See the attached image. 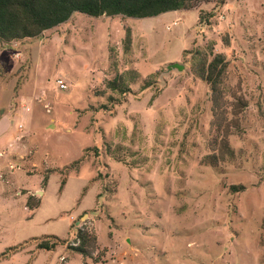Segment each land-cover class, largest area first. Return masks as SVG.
Returning a JSON list of instances; mask_svg holds the SVG:
<instances>
[{
	"label": "rangeland",
	"instance_id": "obj_1",
	"mask_svg": "<svg viewBox=\"0 0 264 264\" xmlns=\"http://www.w3.org/2000/svg\"><path fill=\"white\" fill-rule=\"evenodd\" d=\"M217 53L226 67L213 112L193 68ZM176 62L184 68L166 70ZM77 220L95 232L98 262L31 238L70 241ZM62 254L64 264H264V0L147 18L74 12L0 42V264Z\"/></svg>",
	"mask_w": 264,
	"mask_h": 264
},
{
	"label": "trees",
	"instance_id": "obj_2",
	"mask_svg": "<svg viewBox=\"0 0 264 264\" xmlns=\"http://www.w3.org/2000/svg\"><path fill=\"white\" fill-rule=\"evenodd\" d=\"M201 1L209 0H0V42L9 43L36 37L42 31L66 21L74 12L92 17L122 15L147 18L173 10H188ZM203 64L200 68H193V71L209 84L214 112L218 107V98L221 96L220 76L225 70L226 61L222 54L217 53ZM111 83L114 88L118 86L115 79ZM220 144L218 150L222 158L233 155L227 135H222ZM214 156L217 158L216 154ZM47 177L48 175L42 178V186L46 185ZM64 184L65 178L60 181V189ZM39 203V199L33 201L31 195L27 197L26 206L29 210H35ZM71 227L73 228L74 224ZM31 238L40 240L36 245L38 249L53 250L58 245L66 244L69 251L80 253L84 260L90 258L98 262L93 257V252L97 249L96 234L86 226L85 222L76 226V233L70 241L68 238L56 235ZM20 246L15 245V250ZM5 253L2 252L1 255Z\"/></svg>",
	"mask_w": 264,
	"mask_h": 264
},
{
	"label": "built area",
	"instance_id": "obj_3",
	"mask_svg": "<svg viewBox=\"0 0 264 264\" xmlns=\"http://www.w3.org/2000/svg\"><path fill=\"white\" fill-rule=\"evenodd\" d=\"M57 85L60 88H66V85L62 82L61 79H57L56 80ZM67 256L66 255H60L59 260H60V264H64V262L66 261Z\"/></svg>",
	"mask_w": 264,
	"mask_h": 264
},
{
	"label": "crops",
	"instance_id": "obj_4",
	"mask_svg": "<svg viewBox=\"0 0 264 264\" xmlns=\"http://www.w3.org/2000/svg\"><path fill=\"white\" fill-rule=\"evenodd\" d=\"M19 137H20V135H17V136H16V138H19ZM47 178H48V177H47ZM46 183H47V182H46ZM63 186H64V185H63ZM28 194H31V193H28ZM82 195H83V194H82ZM38 199H39V197H38ZM39 202H40V200H39ZM39 204H40V203H39ZM26 207H27V206H26ZM33 211H34V210H33ZM78 222H79V221L77 220L76 222H73L72 224H74V226H79V225H77ZM72 224H71V225H72ZM71 225H70V229L72 228ZM36 237H38V236H36ZM58 237H59V236H58ZM61 238H69V237H61ZM72 238H73V237H72ZM72 238H71V239H72ZM96 238H97V237H96ZM58 246H61V247L64 249V251L68 250V249H65V248H64V247H65L64 245H58ZM58 246H57V247H58ZM53 250H54V249H53ZM47 251H52V250H47ZM123 253H124V252H123ZM62 255H65V254H62ZM86 259H87V258H86ZM89 259H90V258H89ZM84 261H86V260H84ZM86 262H87V261H86Z\"/></svg>",
	"mask_w": 264,
	"mask_h": 264
},
{
	"label": "water",
	"instance_id": "obj_5",
	"mask_svg": "<svg viewBox=\"0 0 264 264\" xmlns=\"http://www.w3.org/2000/svg\"><path fill=\"white\" fill-rule=\"evenodd\" d=\"M173 68H175L177 70H182L184 68V65H182L180 63H177V62L176 63H172L169 66H167L166 70L168 71V70H171Z\"/></svg>",
	"mask_w": 264,
	"mask_h": 264
}]
</instances>
